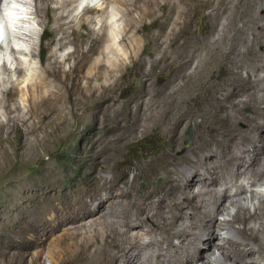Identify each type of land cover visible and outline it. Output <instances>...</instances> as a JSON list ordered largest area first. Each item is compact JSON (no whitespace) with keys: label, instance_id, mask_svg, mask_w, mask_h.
<instances>
[{"label":"bare ground","instance_id":"bare-ground-1","mask_svg":"<svg viewBox=\"0 0 264 264\" xmlns=\"http://www.w3.org/2000/svg\"><path fill=\"white\" fill-rule=\"evenodd\" d=\"M35 1L26 2L28 13L40 21L44 10L53 19L49 28L62 30L58 47L72 41L61 40L69 34L81 37L72 41L73 63L66 68L63 63L69 54L58 53L46 63L42 76L41 68L32 72L27 61L33 45L28 42L36 30L25 27L21 32L18 27L9 39L13 46L8 42L0 48L7 61H14L12 67L2 62L0 73L6 75L1 74L0 81L12 80L11 74H16V80H87L89 94L83 97L97 98L102 104L99 111L112 124L111 135L92 147L97 171L92 182L72 194L51 191L42 195L41 208L32 215L39 222H28L24 233L45 231L55 217L56 226L71 224L55 236L48 251L51 264H264V192L251 188L258 181L264 183V52L257 49L264 45V0H106L118 2L122 12L117 15L106 5L86 3L75 17L76 0ZM9 2L0 0V23L26 24L18 14L23 12L19 1ZM147 26L153 48L141 50L136 34ZM125 36L133 54L140 50L156 54L147 61L135 60L139 90L115 96L110 93L117 84L115 78L95 93L90 80H110L132 56L119 47ZM85 40L89 44L81 49ZM107 41L108 50L113 49L110 53L104 47ZM94 52L100 54L92 59ZM165 74L167 78L158 82ZM39 83L20 84L27 93L25 109L6 97L19 90L18 84L3 89L0 132L20 131L43 108L49 113L58 111L51 120L62 119L60 104L41 99ZM189 124H194L193 143L176 154ZM147 131L167 146L156 155L143 153L147 156L144 165L136 166L138 177L140 168L145 173L139 186L126 180V171L102 173L115 158L113 154ZM33 144L22 147L19 156L35 155ZM9 153L0 146V170ZM152 179L156 185H151ZM225 212L227 217L217 218ZM228 248L235 250L232 256L226 255Z\"/></svg>","mask_w":264,"mask_h":264},{"label":"rangeland","instance_id":"rangeland-1","mask_svg":"<svg viewBox=\"0 0 264 264\" xmlns=\"http://www.w3.org/2000/svg\"><path fill=\"white\" fill-rule=\"evenodd\" d=\"M37 1L38 0H36L35 2ZM86 3H88L87 5L91 4V6H95L97 4L106 5L110 11L115 12L117 15L122 12V8L119 6L120 4H118V2L116 1L108 2L106 0H76L74 3L75 10L72 12V14H75H73L74 17L82 11V8L86 5ZM261 11H264V5L261 8ZM40 13L42 15V20L40 19V21H37L36 17L35 20L33 18H30L36 32L35 34H32V42L27 41L30 45H33V52L28 56L27 62H30L28 63L30 68L33 67V69H31L32 72L35 70L34 72L38 73L41 68L42 76V71L44 69V66H46V63L52 61L54 56L58 53H66V55L69 54V61L67 59L63 63V65L65 64V67L68 68L69 65L73 63V59H71L72 57H70L72 55L71 52L74 49V43L72 41H75L76 39L78 40L81 37L78 38L77 36L69 34L68 37L61 38V40L64 41L67 39H72V41L65 43L61 47H58L57 41L60 40L58 38L62 36V30L52 31L50 28L52 27L51 25H53V19L47 18V16L44 14V10L40 11ZM117 23H119L120 25V21H118ZM204 24H206V22H204ZM149 27L147 26L145 27V29L143 28L145 32L142 31L138 33L139 35L136 34L141 40L139 44L141 45V50H152L153 48L152 35L148 33ZM65 31L67 33H70V28L67 27ZM85 31L86 30L84 28H80V32L84 33ZM11 35H14V31H11ZM27 36L28 35H26V38ZM26 38L24 39L26 40ZM128 40L129 38L125 36V38L119 42V47L121 48V50H126L127 52H125L128 55L131 54L132 56L126 58L125 63H122L120 65V70L116 72L114 76L112 75L110 77V80H90L91 90L93 91L95 89V93L99 92L104 84H107L111 80L115 81L113 80L115 78H117V84L112 88V91H110V93H112L113 95L116 96L118 94L117 96H121L123 94V96H126L134 93L136 90H139L138 86H140V79L139 74L136 73V70L138 69V64L136 63V61L140 59H144L147 61L152 57H155L154 55L156 54L148 55L146 53H141V50L133 54L132 48H130L129 44L127 43L129 42ZM8 42L11 43L10 40ZM108 42L109 41L104 42V44L106 45L105 46L103 44L104 47H107ZM23 43H25L28 47V44L25 41ZM88 44L89 43L87 42V40H85L81 49H85ZM147 45L150 46L147 47ZM3 46L4 45L0 44V48H4ZM11 46H13L12 43ZM121 46L124 48H122ZM108 49L109 48L107 47V50ZM257 49L261 52H264V45L258 46ZM111 50L113 51V49ZM109 51L110 50H108L107 52H112ZM98 54L100 53H92L91 58L94 59L98 57ZM4 55V53L2 55L0 54V65L6 62L9 67L14 66V61H7V57H5ZM52 55L53 57H50ZM2 56H4L6 59ZM10 62H12L11 65ZM30 64L34 66H31ZM86 67L87 66L81 68V70L83 69L82 72L87 69ZM1 74L3 77H5L6 75L3 72L0 73V76ZM16 77V74H11V82L7 80L0 81V94L2 96H6L3 92V89H5L6 87L8 88L15 82V84H18V86H20L19 90H17L15 94H11V92H8L6 97L8 99L10 98L9 102H16L17 104H20L21 108L25 109V104L27 103L25 97L27 93L25 92L26 89L24 88V86L21 85H24L26 83L38 84L40 82L39 84H41V99H46L48 102L50 101L49 103L51 104L52 102H55L58 105L60 104L59 109L64 115L62 117V119L64 120L61 119V123V120H51L52 115H55L58 111L56 113L50 112L52 113L50 114L42 107L44 110L41 109L42 112L40 111L38 113L39 115L37 114L38 116L35 115L34 117L32 116L28 118L30 119L31 125L28 120L26 121L28 123L23 124L25 127L23 125L20 127V131L16 129L13 130L11 128L8 130L4 129L0 132V146L6 147L8 152H10L8 156L10 160L8 159L7 161H5V167L8 170L5 167L0 170V176L2 175L0 177V264H51V260L48 257V251H51L54 246L53 240L64 227H69L71 226V224L66 223L56 226L57 218L55 217L49 221L48 228L45 231H41V229H38L34 230V232L33 230H29L24 233V231H26L24 227L28 224V222L33 221L36 224L39 222L35 220L32 215L40 210L41 196L45 193L52 191L56 195H61L69 191V193L72 194L75 188H83L92 182L97 171L94 168L95 166L93 164V154L91 150L96 143L98 145L102 144L104 142L102 140L111 135V130L109 129L112 122L108 121L99 111L101 110L102 104L100 103V101H98L97 98L95 99V97H92L85 99V97H83L89 94V90H86L85 88L87 80H16ZM165 78H167L166 74L157 81H163L165 80ZM65 84L67 88L64 87ZM79 84L81 87L79 86ZM118 84L120 87L118 86ZM70 91H72V94ZM119 93L121 94L119 95ZM75 97L82 100L79 102V100H77ZM63 105L65 107H63ZM89 111L90 113H88ZM247 111H249L248 108ZM40 115H43V118H40ZM2 118L3 115L0 111V119ZM199 120V117L195 119L196 122H198ZM54 121L56 123H59L56 124ZM32 125H36V127L32 128ZM39 126L41 129L39 128ZM193 132L194 124H189L183 132L180 147L175 150L176 154H180L189 149L190 145H192L193 143ZM35 136L38 137L36 138ZM161 141L162 140L160 138L158 139L156 136L150 135L148 131L136 138L129 140L127 143L128 145H126L127 147L125 146L118 155L113 154L115 158L109 160L108 170L102 173L106 176H110L119 175L121 172L126 171V180L135 181L136 185L139 186L141 181L143 180V176L145 175V173L144 170L140 168L138 171L140 172L141 176L138 177L136 175V166L144 165V162L147 158L146 155H143L144 152H148L147 154L149 156H152L158 154L162 149L166 148L167 143H163V141ZM31 143L35 144H33L34 148L36 149L35 155H30L31 157L29 156V154L24 157L19 156L21 151H24L23 148H27V146ZM112 152H114V150L110 149V153ZM28 156L29 158H27ZM26 158L28 160H26ZM150 183L151 185H156L154 179H152ZM120 186L124 189L126 188V185L123 183H120ZM251 188L255 190L260 189L264 192V183H262V181H258L256 184L251 186ZM233 190L234 189H232L231 192ZM253 202L257 203V199L255 198ZM251 208H253L252 205L250 206V210L252 211L253 209ZM231 209L233 210V207H230L229 210ZM224 214H226V212L219 213L217 215V218L221 219L224 216L227 217V215ZM228 217H230L229 214ZM251 223L254 224L256 222L252 221ZM235 224L238 225V223ZM38 227L41 228V224H39ZM221 231L222 230H220V232ZM223 232L224 230L222 231V233ZM234 237L235 236H233V238ZM146 240L147 237L143 236V241ZM175 241H177V239H174V242ZM233 253H235V250L233 248H228L226 251L227 256H232ZM197 264H201V262H197Z\"/></svg>","mask_w":264,"mask_h":264},{"label":"clouds","instance_id":"clouds-1","mask_svg":"<svg viewBox=\"0 0 264 264\" xmlns=\"http://www.w3.org/2000/svg\"><path fill=\"white\" fill-rule=\"evenodd\" d=\"M30 0H28V2H29ZM32 18V17H31ZM26 20H28V21H26ZM25 22H26V24H20L19 25V28H20V31L21 32H23V30H24V28L25 27H29V28H32V29H34L35 30V27L32 25V21L30 20V18H28V19H25ZM15 35V34H14Z\"/></svg>","mask_w":264,"mask_h":264},{"label":"water","instance_id":"water-1","mask_svg":"<svg viewBox=\"0 0 264 264\" xmlns=\"http://www.w3.org/2000/svg\"><path fill=\"white\" fill-rule=\"evenodd\" d=\"M186 143H187V141H186Z\"/></svg>","mask_w":264,"mask_h":264}]
</instances>
